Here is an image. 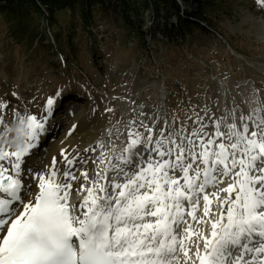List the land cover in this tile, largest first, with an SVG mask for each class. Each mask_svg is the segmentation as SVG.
<instances>
[{
	"label": "snow or ice",
	"instance_id": "6c2138e0",
	"mask_svg": "<svg viewBox=\"0 0 264 264\" xmlns=\"http://www.w3.org/2000/svg\"><path fill=\"white\" fill-rule=\"evenodd\" d=\"M55 103L39 118L13 110L23 143L0 146V264H264V108L209 110L208 123L197 113L191 132L133 117L131 142L115 163L93 160L104 167L90 177L88 158L67 149L44 171L27 167ZM73 192L82 199L70 202Z\"/></svg>",
	"mask_w": 264,
	"mask_h": 264
},
{
	"label": "rangeland",
	"instance_id": "374dc122",
	"mask_svg": "<svg viewBox=\"0 0 264 264\" xmlns=\"http://www.w3.org/2000/svg\"><path fill=\"white\" fill-rule=\"evenodd\" d=\"M176 2L179 12L160 13L159 17H155L151 5L143 8L135 4L143 25L138 34L129 32L125 17L112 10L103 13L98 9L87 25L69 19L67 11L60 12L64 15L57 17L53 33L43 43L52 49L37 47L34 51L12 32L16 21L0 11V104L7 105L0 109L5 118L0 138H7L9 147L15 148L14 136L18 137L16 146L22 138L17 135L19 117H14L13 110L39 118L47 99L54 98L55 115L26 161L27 167L34 169L44 160L38 168L44 171L60 147L68 141H73L72 147L77 149L95 143L112 120L131 121L137 117L153 125L152 118L158 116L157 127L164 126L165 118L170 124L175 119L174 127L183 125L191 132L198 127L193 123L197 113L205 117L211 110L213 119L230 111L237 117L248 114L247 102L235 94L226 99L225 110H221L217 92L224 87L231 93L240 87L251 89L257 97L248 105L263 108L264 11L258 9L264 7L257 0ZM200 7H204L201 12L206 19L198 23L205 31L185 28L184 34L168 32L172 26L183 28L181 20L199 16ZM129 18L136 26V16L130 14ZM21 24L26 32L32 23ZM18 32L22 34L21 29ZM221 80L225 86H219ZM118 107L127 114H119ZM204 122L208 123L207 117ZM211 127L209 124L206 131ZM131 130L144 132L136 126ZM125 133L128 138V129ZM66 148L72 156L75 150Z\"/></svg>",
	"mask_w": 264,
	"mask_h": 264
},
{
	"label": "trees",
	"instance_id": "16d2710c",
	"mask_svg": "<svg viewBox=\"0 0 264 264\" xmlns=\"http://www.w3.org/2000/svg\"><path fill=\"white\" fill-rule=\"evenodd\" d=\"M140 2L132 0H0V11L5 13L8 19L16 21L12 27V32L18 34L20 41L27 43L29 50H35L37 47L52 49L51 45L45 46L44 41L47 35L53 33L54 27L57 25L58 16L64 15L60 12L67 11L68 17L75 20H80L83 25H87L95 18V12L100 9L101 11L108 12L112 10L114 12L121 13L125 17L126 28H129V32H135L138 34L142 32V22L140 21L136 10L135 4L148 8L149 5L153 8V14L155 17H159L160 13L174 14L179 12V7L176 0H138ZM120 8V9H119ZM200 11V15L192 16V20H181L183 28L171 27L168 32L171 34L180 32L184 34L185 28L196 29L205 31L203 25L199 24V20L206 19L203 11L204 7ZM130 14L136 16V26L130 22ZM30 21L32 24L27 25L26 32L25 27L21 22ZM18 29L22 30V34L18 32ZM55 34V33H54ZM53 34L54 41H57L56 36ZM70 37V36H68ZM34 42L37 44L32 45ZM58 47V46H57Z\"/></svg>",
	"mask_w": 264,
	"mask_h": 264
},
{
	"label": "bare ground",
	"instance_id": "6f19581e",
	"mask_svg": "<svg viewBox=\"0 0 264 264\" xmlns=\"http://www.w3.org/2000/svg\"><path fill=\"white\" fill-rule=\"evenodd\" d=\"M258 10H259V12H262V11H264V8H261V9H258ZM166 30H167V28H166ZM259 34L262 36L263 31H262V33H259ZM262 39H264V38H262ZM220 83L224 84L223 86H225L226 82L221 80ZM240 86H242V85H240ZM242 88L243 87H240L238 89V91H236L235 93L227 92L226 91L227 89L225 87H224L225 91L224 90H219L217 92L218 95H219V99L217 97L216 101L221 100V102H219V103H221L223 105V106L222 105L220 106L222 111L225 110V105H227V102H226L227 100L226 99H229V97L233 96L231 94H235L236 96L238 95V97L241 99V101L247 102L246 109L248 111V114H245V115H249L252 112V109H257L255 105H251V106L248 105L250 102H253L255 100V98L257 97V94L255 92H253L249 88H247V89H242ZM250 90H251V92H250ZM216 101H214V102H216ZM69 105H71V103ZM121 108L122 107H118L117 108L118 113L119 114H127L126 110L124 108L123 109H121ZM118 109H120V111ZM210 129L212 130V127ZM102 131L103 132H101L100 137L97 139V141L95 143H89L88 146H83V147H85L83 149H80V148L77 149L75 147H72L73 146L72 145L73 141H70V142L68 141L66 144H64L62 147H60L61 149L57 153L56 158L59 160L60 159L61 150L62 149H67L66 147L69 146L71 148V150H75L74 154L72 156H70L69 158L74 157L77 153H80V154L86 156L88 158V160H89V163L86 166L87 170H88V174H89L90 177H94L95 173L99 172L100 169L102 167H104V165H100L98 167L97 165H94L92 163L93 160L99 161L100 159H104V160L113 159V162L115 163L116 161L114 160V157L117 156V155H120L121 154V150L124 147H126V145L128 143H130L129 139L127 138L126 133H125V131H126V129H125V120H122V121L119 120L117 122L112 120V124L107 129H104ZM17 139H18V137L14 136L13 141H14L15 148H13V149H16L23 142L22 141L21 143H19L16 146ZM4 144H7L9 146V142L6 139L0 138V145L2 146ZM101 145H103V147H101ZM85 149H89V151L87 153H85L84 152ZM92 149H94V151ZM32 151H34V149H32ZM101 153H103L104 156H101ZM125 155H127V154L125 153ZM133 159L135 160L136 158L133 157ZM41 162L42 163H40V165H37V166L34 167L35 170H38V168L45 163L44 160H42ZM9 174H11V173H9ZM23 179L30 186L34 183L29 178V176L27 177V176L24 175ZM227 183H224L221 186V188L226 187ZM76 186H77V182L73 181V188L75 189ZM224 195H225L224 193H221V196H224ZM71 197L73 198L72 200L74 202L82 199V197L77 196L75 194V192H73ZM197 215H201V213H197ZM189 221L191 222L190 218H189ZM194 227H195V225H194ZM204 231L207 234L208 229L205 228ZM194 239H195V237H194ZM201 248H202V245H201ZM193 251H195V249H193ZM191 254L192 253H190V255Z\"/></svg>",
	"mask_w": 264,
	"mask_h": 264
}]
</instances>
